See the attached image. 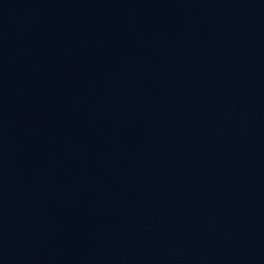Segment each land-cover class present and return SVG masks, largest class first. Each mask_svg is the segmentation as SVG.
Masks as SVG:
<instances>
[{
    "label": "water",
    "instance_id": "obj_1",
    "mask_svg": "<svg viewBox=\"0 0 264 264\" xmlns=\"http://www.w3.org/2000/svg\"><path fill=\"white\" fill-rule=\"evenodd\" d=\"M0 264H264V0H0Z\"/></svg>",
    "mask_w": 264,
    "mask_h": 264
}]
</instances>
